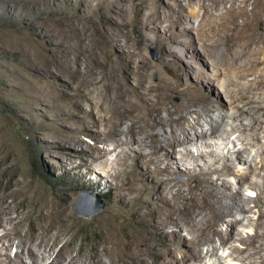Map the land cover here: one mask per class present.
Instances as JSON below:
<instances>
[{"label":"bare ground","instance_id":"6f19581e","mask_svg":"<svg viewBox=\"0 0 264 264\" xmlns=\"http://www.w3.org/2000/svg\"><path fill=\"white\" fill-rule=\"evenodd\" d=\"M62 1L71 4L70 7H76L81 16L78 20L82 22L89 18L95 8L101 7L106 8L104 11L107 14L123 18L130 14L131 9L126 5L129 1L139 12L132 19L136 29L149 28L150 25L149 29L162 40V58L155 63L148 55V43H144L145 41H134L131 36L121 35L117 29L100 41L92 37L87 26L76 29V36L80 37L79 46L83 49L90 46L98 65L88 68V75L77 66L76 73L83 77L71 87L76 94L70 97H77L79 109L74 121L79 124L76 128L66 129L76 135L85 130L100 142H113L114 148L110 151L94 147L88 152L87 160L78 159L79 162L73 164L70 170L83 183L98 187V193L102 191L101 180L106 179V185L113 192L110 206L112 212L123 213L135 219L151 216L150 219L154 221L150 228L127 235H120L117 229H111L107 224L102 225L103 237L94 246L98 259L93 260L87 253L80 251L69 264H101V250L111 261L119 258L123 264H130L131 258L139 259L136 264H204L206 258L218 256L219 247H225L229 243L231 253L228 256L239 258L243 264H264V187H260V183L264 186V143L258 154L259 165H250V170L243 172L236 170L235 162L229 154L220 156L215 152L217 150L206 149L222 144L230 137V133L237 130L242 135L252 132V141L249 143H261V133H264V59L255 56L257 59L245 65L242 63L243 69L231 76L227 73L224 81L219 84V73L209 74L204 69L206 60L195 58L190 50L200 40L199 50L205 58L211 59L221 41L228 47L235 39L245 37L246 45L264 43V29H260L258 15H250L234 0L225 16L221 15L219 19L207 23L202 22L192 32L191 28L177 29V26L188 24L187 17H198L199 10L188 9L182 1L177 0L164 31H158L157 25H154L156 23L150 20L149 13L152 7L160 5L157 1L146 4L144 0L140 3L135 0ZM200 1L204 8L203 20L210 14V7L218 6L225 0ZM142 10L147 12L143 13ZM238 18H243L246 22L240 24L242 22L239 23ZM254 23L259 29L254 28ZM244 30L247 32L244 33ZM100 47H104L106 52L114 53V56L107 61L101 60L96 50ZM222 62L217 57L213 61L215 66H220ZM155 72L161 74L158 81L153 79ZM249 75H254L255 78L247 80ZM175 92L182 93V102L172 100ZM125 123L128 127L122 133L128 137L123 138L114 128ZM194 148H197V152ZM248 148L246 146L233 151L235 160H248ZM112 151L116 152L114 159L109 157ZM208 158L211 160L206 161ZM198 161L199 164L188 171L191 187L181 189L177 195H169V189L175 187L171 176L180 171V163ZM200 161L205 162V166H201ZM252 171L260 176L259 179H251ZM91 172L98 174L96 181H91ZM228 175H236L238 182L248 181L250 187L261 189L257 199H254L258 217H248L255 231L247 235L237 233L243 246L231 242L235 236L233 227L242 219H247L248 213L255 207L250 205L252 200L249 197L241 194V185V189L238 188V192L234 193L227 179ZM184 198L188 201L181 200ZM63 211L67 216L71 215L69 206H64ZM219 222H227L230 230H220ZM7 223L12 224L13 221L7 219ZM2 226L3 219L0 221V227ZM171 226H180V232L170 231L168 227ZM31 227L29 236L17 237L16 232L4 228L0 234V264H25V256L20 255L21 250L14 256L10 252L15 246L21 249L25 244H30V255H33L31 264H59L65 251L73 252L72 243L66 242L62 252L54 254L62 235L60 231L52 243L45 245L44 250L50 253L47 255L42 252L39 257H35L36 243L45 242L52 235L50 229L55 227H43L41 235L36 232L42 227L39 223L33 221ZM151 230H158L168 237L170 244L178 249L177 253L161 256V260L150 263L145 254L151 242ZM183 230L191 233L192 237L187 239L181 233ZM16 238L19 240L16 241ZM114 248L120 252V256L114 254ZM46 256L54 257L48 263ZM80 257L84 259L79 261ZM218 260L219 264H229L224 257H218Z\"/></svg>","mask_w":264,"mask_h":264},{"label":"rangeland","instance_id":"374dc122","mask_svg":"<svg viewBox=\"0 0 264 264\" xmlns=\"http://www.w3.org/2000/svg\"><path fill=\"white\" fill-rule=\"evenodd\" d=\"M135 1L140 3L143 0ZM155 1L160 2V5L149 10L150 20L156 23L154 25H157L158 31H164L172 10L176 8L175 1L177 0H144L143 2L146 4ZM178 1H182L188 9L196 8L200 15L187 17L189 25L179 24L177 29L186 27L195 32L202 22L207 23L210 20L219 19L221 15L225 16L234 0H225L218 6L210 7V14L203 20L204 8L201 6L203 2L200 0ZM236 1L242 10L244 9L250 15H258L262 31L264 29V0ZM206 2L211 3V1ZM126 5H129L131 10L130 14L123 18L107 14L104 11L106 8L101 7L95 8L89 18L82 22L78 20L81 17L79 16L80 12L76 11V7H70L71 4L66 1L0 0V221L3 219L0 234L5 228L16 232L15 237L18 235L29 236L32 229L31 223L35 221L42 226L36 231L38 235H41L44 232L43 227L46 229L52 225L55 227L50 229L52 235L45 242L36 243L35 257H39L42 252H46L48 255L50 252L44 250L45 245L52 243L61 231L62 235L55 246L54 252L56 253L54 254L62 252L66 242L72 243L74 250H72L73 252L65 251L59 264H69L80 251L87 253L93 260H97L98 254L96 255L94 246L103 237L101 234L102 225L107 224L111 229H117L120 235H127L150 228L154 221V219H150L151 216L150 218L135 219L123 213L112 212L110 206L113 192L106 185V179L101 180L102 191L98 193V187L83 183L82 179L73 175V171L70 170L73 164L79 162L78 159L87 160V154L92 148L97 147L100 150L110 151L114 148L113 142H100L88 135L85 130L84 133L76 135L70 129H66L67 127L76 128L79 124L74 121L77 118L79 103L76 100L77 97H70V95L76 94V91H72L71 87L73 88L75 83L83 77L76 73V68H81L88 75L90 73L88 68L98 65V61L93 58L94 53L91 52V47L83 49L79 46L80 37L76 36V29L87 26L92 37L100 41L104 40L107 34H113L117 29L116 31L121 35L131 36L134 41L140 39L145 41L144 43H148L147 52L153 62L158 63L162 58L160 36L149 29L150 25L149 28L136 29L137 26L134 25L132 19L136 13L139 14L138 9L129 1L126 2ZM145 12L147 11L144 10L143 13ZM243 21L246 22L245 19L238 18V22H242L240 24H243ZM253 26L259 29L255 23ZM121 35L120 38L124 39ZM241 39H235L230 47L221 41L211 59L205 58L202 51L199 50L200 40H197L195 46L190 50L195 58L206 60L204 69L206 68L205 70L209 74L219 73L220 81L218 83L220 84L228 75L227 73L230 76L234 75L251 60L257 59V57L264 59V43H250L248 46L245 41L247 37ZM73 44H76L78 48ZM259 47L263 49H259ZM100 48L96 50L99 52L101 60L107 61L108 58L114 56V53L106 52L104 47ZM255 56L257 57L255 58ZM216 57L223 61L220 66H215L213 63ZM160 76V72H155L153 79L158 81ZM252 77L255 78L254 75H249L247 80L248 78L249 80L253 79ZM172 100L176 103L182 102V93L175 92ZM216 113L217 111L214 114ZM127 127L128 124L125 123L114 129L116 133L126 138L128 135L125 136L126 134L122 132ZM237 128H239V124ZM207 132L209 135V129ZM251 133L242 135L238 130L233 131L232 134L230 133V137L223 141V145L216 144L215 147L211 146L206 149L217 150L215 152L220 156L229 154L235 162L237 171H248L250 165L253 166L256 163L259 165L258 154L264 143V133H261L260 144L249 143L252 141ZM246 146L249 147L246 153L247 157L249 156L248 160H235V154L232 152ZM194 151L197 152V148H194ZM109 157L114 159L116 152L112 151ZM253 158L255 160H252ZM210 160L208 158L206 161ZM189 163L181 162L180 171L171 176L175 187L169 189L171 190L169 195H177L181 189L187 190L191 187L188 171L193 170L192 167L198 165L199 161L196 162L197 164ZM200 164L205 166V162L200 161ZM65 170L69 171L65 173ZM262 172L263 175L264 170ZM90 174L91 181H96L98 174L96 172ZM250 176L251 179L260 177L254 171ZM227 179L232 185L234 193L238 192V188L239 190L242 188L241 194L252 200L250 205L254 208V199H257L264 187L263 183H260V189L259 187H250L248 181V183L246 181L238 182L236 175H228ZM84 191L93 194L92 198L89 196H85V199L82 198L81 206L85 207L84 210L91 213L99 205H102L100 211L89 216L77 211L76 204ZM97 196L101 198V203H97ZM181 200L188 201L187 198ZM64 206L70 207V216L64 213ZM256 211L255 207L248 213L247 219H242L235 225V228L233 227L235 236L232 241L230 240L231 242L243 246L237 233L241 232V234L247 235V233L255 231V227L249 222L248 217L257 218ZM7 219L13 223L8 224ZM218 228L224 232L230 230L227 222H219ZM168 229L177 233L181 230L180 226H171ZM181 233L187 239L192 237V234L187 230H183ZM151 235V242L148 244V251L145 254L150 263L161 260L165 255L177 253L178 249L174 248L168 237L158 230H151ZM18 240L19 238H16V241ZM229 245L230 243L225 247H219L218 256L206 258L204 264H219L218 257H224L229 264H243L239 258L228 256L231 253ZM30 249V244H25L21 249L15 246L10 252L14 256L18 254V250H21L20 255L25 256V264H31L33 260L30 259L33 255H30ZM113 252L117 257L120 256V252L116 248ZM100 256L103 259L101 264H123L119 258L111 261L103 250L100 251ZM46 258L50 263L52 258L49 256ZM39 259L42 261V258ZM83 259L82 257L78 258L79 261ZM138 261V258L129 259L130 264H136ZM166 264L171 263L167 262Z\"/></svg>","mask_w":264,"mask_h":264},{"label":"water","instance_id":"95a60500","mask_svg":"<svg viewBox=\"0 0 264 264\" xmlns=\"http://www.w3.org/2000/svg\"><path fill=\"white\" fill-rule=\"evenodd\" d=\"M85 196H89V197H93V194L91 193V192H86V191H84V192H82V195H81V197H80V200L78 201V203L76 204V209H77V211L80 213V214H83V215H91V214H93L94 212H97V211H100L101 209H102V205H99L93 212H91V213H89V212H87L86 210H84V208L81 206V202L83 201V199L82 198H84ZM85 199V198H84ZM101 198L99 197V196H97V203H101ZM89 213V214H88Z\"/></svg>","mask_w":264,"mask_h":264}]
</instances>
